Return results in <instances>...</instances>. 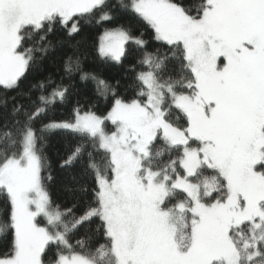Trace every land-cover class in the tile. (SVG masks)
Returning a JSON list of instances; mask_svg holds the SVG:
<instances>
[{
  "label": "snow or ice",
  "instance_id": "snow-or-ice-1",
  "mask_svg": "<svg viewBox=\"0 0 264 264\" xmlns=\"http://www.w3.org/2000/svg\"><path fill=\"white\" fill-rule=\"evenodd\" d=\"M85 23L104 60L140 50L132 97L86 70ZM58 33L62 74L23 88ZM76 73L108 111L53 119ZM0 108V264H264V0H0ZM59 133L76 139L61 166L84 177L70 204L44 175Z\"/></svg>",
  "mask_w": 264,
  "mask_h": 264
},
{
  "label": "trees",
  "instance_id": "trees-1",
  "mask_svg": "<svg viewBox=\"0 0 264 264\" xmlns=\"http://www.w3.org/2000/svg\"><path fill=\"white\" fill-rule=\"evenodd\" d=\"M112 2L115 3L116 0H112ZM185 2L195 5L196 0H185ZM118 23L124 24L125 26L130 25L134 34L144 32V38L148 40L150 44L148 51H154L156 48L160 47V42L152 39L151 29L145 28L134 18L127 16L120 17ZM112 26L115 27V25ZM102 31L103 28L95 23H85L82 33L75 37L76 41H81L79 51L83 52L85 55V68L112 85H117L118 82L116 91L122 96L130 98L134 93L129 85L134 82L135 77V72L131 71V69L136 65L137 60L141 58L142 54L140 50L136 49L133 45H129L126 57L121 62L102 59L96 54V45ZM61 38L63 37L59 33L49 37L57 46L54 50L49 51L48 55L43 60L42 70L34 72L29 76L28 80L24 81L23 88L27 89L30 84L42 79L49 73H55L56 76L62 74L63 62L67 56L74 55V50L69 46V43L58 44L57 41ZM163 50L166 51V49ZM136 70L141 71L145 69L137 67ZM72 84L74 87L69 103L67 105H58L55 112L52 114L53 119H71L72 109L77 106L84 111H94L98 115L106 114L109 108L110 98L109 100H105L103 96L98 94L97 86L94 81H82L80 80L79 73H76L74 74ZM7 95L8 97L16 96L17 102L24 104L28 103L27 98L17 96L15 91H10ZM8 107H11V101ZM4 111L3 108H0V112ZM75 142L76 139L73 136L64 133L53 134L48 139L45 148L49 167L44 172V175L50 174L52 177L49 182L50 192L55 198L68 204L72 201L71 189L78 183L83 182L84 179L81 175L79 165L75 167L61 166ZM0 206H2V202H0ZM86 230V228L81 229L80 234L76 238H82V234ZM76 238H73L71 243L75 244ZM6 244L7 240L0 238V252L5 251Z\"/></svg>",
  "mask_w": 264,
  "mask_h": 264
}]
</instances>
